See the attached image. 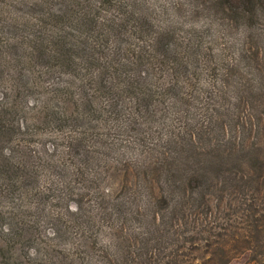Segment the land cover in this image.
I'll list each match as a JSON object with an SVG mask.
<instances>
[{
    "label": "rangeland",
    "instance_id": "obj_1",
    "mask_svg": "<svg viewBox=\"0 0 264 264\" xmlns=\"http://www.w3.org/2000/svg\"><path fill=\"white\" fill-rule=\"evenodd\" d=\"M68 1L0 0V264L108 260L114 252L105 246L117 235L104 219L111 203L131 201L121 216L130 233L141 231L139 218L145 216L137 207L143 199L156 202L151 216H160L165 205L160 198L167 166L158 153H169L168 142L188 132L171 107L172 93L164 90L177 78L174 71L181 69L197 93L188 102L193 119H200L205 91H214L222 74L245 72L248 60H264L257 0H109L98 8L105 24L128 26L136 13L145 15L154 30H168V60L174 52L184 63L156 65L152 113L136 114L131 94L117 85L136 42L103 34L92 49L87 39L81 40L84 50L73 47L70 38L88 28L83 10L96 0H73L71 12ZM129 44L130 53L120 51ZM99 76L114 85L112 93L98 90ZM202 166L198 159L184 168ZM183 252L177 264L198 263ZM248 257L227 264H245Z\"/></svg>",
    "mask_w": 264,
    "mask_h": 264
},
{
    "label": "trees",
    "instance_id": "obj_2",
    "mask_svg": "<svg viewBox=\"0 0 264 264\" xmlns=\"http://www.w3.org/2000/svg\"><path fill=\"white\" fill-rule=\"evenodd\" d=\"M108 1L96 0L86 6L88 10H83V16L88 17V28L78 31V36H72L70 41L78 50H84L82 39H87L88 48L92 49L103 34L135 41L134 54L129 51L130 44L119 48L130 55L121 64L117 85L131 94L134 113H152L153 98L158 93L152 71L157 64L184 66V63L178 61L174 52L173 60H168L164 51L169 50V43L163 41L168 30L160 27L154 30L145 15L136 13L128 26L105 24L98 8ZM257 1L255 12L264 17V0ZM72 3L73 0L65 3L69 12L73 10ZM82 25L85 27V21ZM247 66L245 72L226 71L219 86H213L214 91H205L200 119H193L192 105L188 102L197 93L192 84L186 83L189 80L180 74L181 69L174 71L177 78H170L164 90L172 93L171 107L183 127L192 133L187 132L186 138L178 142L177 137L170 140L169 153H158V161L167 166L162 168L165 187L160 198L165 201L159 210L162 214L149 215L156 202L148 196L137 207L141 212L136 214L145 216L139 218L141 231L130 233L121 216L131 201L127 198L111 203L110 213L104 219L112 223L110 229L117 235L107 238L105 248L114 255L99 264H177L175 259L181 249L185 250L183 254L193 256L191 260L198 262L195 264H227L246 254L249 257L245 264H264V60L258 63L248 60ZM98 83L99 91L112 93L114 85L107 86L100 76ZM179 83L182 87L177 89ZM198 150H203L199 157ZM198 159L203 161L202 168H184L196 165ZM230 163L240 168H221ZM156 169L159 172L161 168ZM143 176L145 179L148 174L144 172ZM197 253L200 256L196 257Z\"/></svg>",
    "mask_w": 264,
    "mask_h": 264
}]
</instances>
